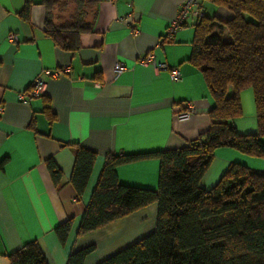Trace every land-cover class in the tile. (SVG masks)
Instances as JSON below:
<instances>
[{"label":"crops","instance_id":"0c3cea01","mask_svg":"<svg viewBox=\"0 0 264 264\" xmlns=\"http://www.w3.org/2000/svg\"><path fill=\"white\" fill-rule=\"evenodd\" d=\"M181 1L99 0L92 31L68 52L44 35L41 0H32L27 20L19 16L24 0H0V264H9L8 255L31 240L48 264H66L71 251L94 245L86 264H95L154 229L156 204L151 203L76 234L107 155L177 149L209 126L212 100L188 61L196 18L166 37ZM210 12L224 19L229 15L213 6ZM146 52L167 68L140 64ZM119 62L125 69L115 75ZM66 66L67 71L47 79L43 95L27 103L17 100L37 74ZM173 67L182 75L180 82L170 78ZM189 104L191 117L177 120L175 114ZM240 104L242 114L232 124L240 133L254 132L249 88L241 91ZM76 146L97 154L80 197L69 181ZM49 158L61 171L58 185L46 166ZM231 162L264 169V158L219 147L201 186L211 187ZM157 171L153 158L116 167L120 183L148 188H156ZM66 220L71 227L61 242L54 229Z\"/></svg>","mask_w":264,"mask_h":264},{"label":"trees","instance_id":"16d2710c","mask_svg":"<svg viewBox=\"0 0 264 264\" xmlns=\"http://www.w3.org/2000/svg\"><path fill=\"white\" fill-rule=\"evenodd\" d=\"M99 0H41L43 33L62 51L74 52L80 36L92 31ZM188 61L200 72L212 105L209 126L177 149L109 154L102 165L77 235H83L151 203L156 204L154 229L95 264H264V169L239 162L227 165L209 188L201 179L219 147L264 158V0H200ZM32 0L19 13L29 18ZM204 4L224 8L227 18ZM252 91L256 130L240 133L233 126L241 116L240 93ZM96 153L74 150L69 177L80 197ZM153 158L158 161L157 186L120 183L118 165ZM46 166L55 185L61 171L51 158ZM71 221L55 227L64 242ZM90 245L71 251L66 264H86ZM9 264H48L36 240L8 255Z\"/></svg>","mask_w":264,"mask_h":264},{"label":"built area","instance_id":"2783aa9c","mask_svg":"<svg viewBox=\"0 0 264 264\" xmlns=\"http://www.w3.org/2000/svg\"><path fill=\"white\" fill-rule=\"evenodd\" d=\"M203 14V5L200 0H182L179 4L176 16L169 23L166 29V37L170 38L173 34L179 30L189 17L199 18ZM8 40L13 41L15 39L14 35L9 34L7 36ZM142 65L151 64L158 70H163L167 68L166 63L158 62L153 54V52H146L139 56L137 60ZM68 67H62L54 70H43L42 73L37 74L32 80L29 88L20 92L17 96V100L20 102L27 103L32 98L38 97L44 94V89L46 86V81L48 78H54L67 71ZM125 69V65L121 62L115 64L114 73L118 75L122 70ZM170 78L175 82H180L182 80V75L177 68L170 69ZM194 109L192 104L186 106L183 110L175 114L177 120H188L191 117V112Z\"/></svg>","mask_w":264,"mask_h":264},{"label":"rangeland","instance_id":"374dc122","mask_svg":"<svg viewBox=\"0 0 264 264\" xmlns=\"http://www.w3.org/2000/svg\"><path fill=\"white\" fill-rule=\"evenodd\" d=\"M204 7H205V9L207 10V11H209V10H211V8H212V5H210V4H204ZM215 6H213V8H214ZM202 180V179H201Z\"/></svg>","mask_w":264,"mask_h":264}]
</instances>
